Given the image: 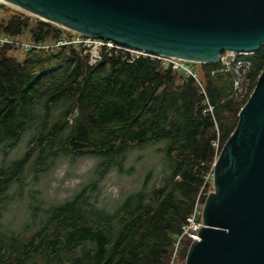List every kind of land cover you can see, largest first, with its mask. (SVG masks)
<instances>
[{
  "label": "trees",
  "instance_id": "1",
  "mask_svg": "<svg viewBox=\"0 0 264 264\" xmlns=\"http://www.w3.org/2000/svg\"><path fill=\"white\" fill-rule=\"evenodd\" d=\"M0 12L1 36L52 42L73 34L19 11ZM84 50L0 45V264H168L264 68L263 42L244 57L250 85L240 97L235 72L220 61L190 62L195 78L156 57L117 50H102L90 64ZM26 134L25 149L11 158ZM157 143L159 185H147L150 169L138 188L104 203L106 174L122 171L130 150ZM83 157L94 162L78 190L62 200L44 193L40 177L62 159ZM190 242L182 240L179 264Z\"/></svg>",
  "mask_w": 264,
  "mask_h": 264
},
{
  "label": "water",
  "instance_id": "2",
  "mask_svg": "<svg viewBox=\"0 0 264 264\" xmlns=\"http://www.w3.org/2000/svg\"><path fill=\"white\" fill-rule=\"evenodd\" d=\"M4 1V2H2ZM56 26L194 63L264 42V0H0ZM182 264H264V68L212 170Z\"/></svg>",
  "mask_w": 264,
  "mask_h": 264
},
{
  "label": "rangeland",
  "instance_id": "3",
  "mask_svg": "<svg viewBox=\"0 0 264 264\" xmlns=\"http://www.w3.org/2000/svg\"><path fill=\"white\" fill-rule=\"evenodd\" d=\"M0 9L22 12L18 7L9 3L0 7ZM22 13L30 15L25 12ZM1 17H5V15L0 12V18ZM14 40L18 42H30L26 41L28 40L26 33ZM20 53L21 50L13 51V54L15 55H20ZM226 56L227 57L221 62L228 61L229 55ZM193 66L197 71L199 70L197 65ZM27 139L28 135L26 134L19 142L18 146L11 152V158L16 157L23 152ZM162 146L163 143H157L149 144L142 149L134 148L130 150L126 154L123 170L118 171L116 167L112 168L106 174L105 179L101 183L100 197L104 199V203L113 202L115 198L120 196V192H126L138 188L141 185L142 180L145 178L146 173L150 169L153 171L151 177L147 180V185L158 186L160 177L162 176L159 173V170L162 168V158L157 149ZM93 162L94 159L92 157H83L74 162L62 159L52 170L48 172L46 176L40 177L39 184L43 187L44 193H46L49 197L56 198L58 200L65 199L71 196L86 181L87 171L90 169ZM130 166H133V170L128 173Z\"/></svg>",
  "mask_w": 264,
  "mask_h": 264
},
{
  "label": "built area",
  "instance_id": "4",
  "mask_svg": "<svg viewBox=\"0 0 264 264\" xmlns=\"http://www.w3.org/2000/svg\"><path fill=\"white\" fill-rule=\"evenodd\" d=\"M72 33L73 34L70 37L64 36L52 42H18L13 38L0 35V45L13 44L15 46L21 47L23 50L26 51L31 49L50 50L56 46L61 45H81L85 48L84 53H87L89 55L90 64L96 62L99 59L100 52L102 50H117L123 53H128L131 56L148 55L150 57H156L162 60L163 62L170 63L173 69L185 71L186 73L191 74L193 77L196 78V75L193 73V69L189 64L190 62L185 61L183 59L154 55L125 45H121L111 40L96 38L93 36L84 35L73 31ZM249 54L251 53L223 51L219 59L221 62L224 58L227 57L226 55H229L228 61L222 63L226 66V69L230 70L232 68V70L235 72L234 93L235 95H239L240 97L244 96L250 85L248 71L250 69L251 64L249 60L244 59V57H247ZM210 109L211 108H209V110ZM214 144L217 145V142H214ZM209 177L212 178V173L207 175L206 179H209ZM202 207L203 202L200 201L199 193L198 197L195 200L193 209L187 217V222L182 226L181 234L177 237L174 242L173 250L168 264H179V253L181 250V243L184 238H188L191 241L199 239L198 232L200 227L202 226Z\"/></svg>",
  "mask_w": 264,
  "mask_h": 264
},
{
  "label": "bare ground",
  "instance_id": "5",
  "mask_svg": "<svg viewBox=\"0 0 264 264\" xmlns=\"http://www.w3.org/2000/svg\"><path fill=\"white\" fill-rule=\"evenodd\" d=\"M2 2H4V1H2Z\"/></svg>",
  "mask_w": 264,
  "mask_h": 264
}]
</instances>
